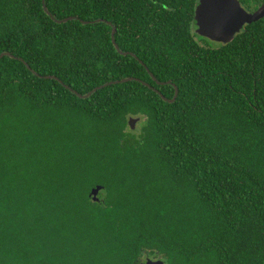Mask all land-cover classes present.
Wrapping results in <instances>:
<instances>
[{"label":"trees","instance_id":"trees-1","mask_svg":"<svg viewBox=\"0 0 264 264\" xmlns=\"http://www.w3.org/2000/svg\"><path fill=\"white\" fill-rule=\"evenodd\" d=\"M196 1L0 0V264H264V17Z\"/></svg>","mask_w":264,"mask_h":264},{"label":"water","instance_id":"water-1","mask_svg":"<svg viewBox=\"0 0 264 264\" xmlns=\"http://www.w3.org/2000/svg\"><path fill=\"white\" fill-rule=\"evenodd\" d=\"M43 8L46 12H48L45 4H43ZM262 17H264V2L252 12H248L241 6L239 0H197L194 8L192 29L199 36L205 37L212 41L227 43L233 39L234 35L237 34L243 28V26L257 21ZM68 18L71 19V17ZM65 20L66 18L62 19V21ZM114 32L115 27L113 26L111 30V40L118 50L117 44L115 43L113 37ZM3 55L10 54L8 52H1L0 57H2ZM51 77L54 78L53 76ZM124 80L126 79L117 80L115 82ZM75 93L79 97H82L81 94L77 92ZM89 94L90 92L85 94L84 96H87ZM176 95L177 87H174L173 97L168 101H173ZM161 97L163 99H166L162 95ZM138 120V117H128L127 122L131 130L135 128ZM101 189L102 186L98 184L90 188L88 195L92 201L97 202L99 200L98 194ZM141 264H164V261L160 258H146L141 262Z\"/></svg>","mask_w":264,"mask_h":264},{"label":"flooded vegetation","instance_id":"flooded-vegetation-1","mask_svg":"<svg viewBox=\"0 0 264 264\" xmlns=\"http://www.w3.org/2000/svg\"><path fill=\"white\" fill-rule=\"evenodd\" d=\"M240 2V1H239ZM241 4V3H240ZM262 4V3H261ZM241 6H242V4H241ZM243 7V6H242ZM244 8V7H243ZM257 8V7H256ZM255 8V9H256ZM244 9H246L248 12H252L253 10H255V9H252V10H248L247 8H244ZM98 197H99V194H98Z\"/></svg>","mask_w":264,"mask_h":264},{"label":"rangeland","instance_id":"rangeland-1","mask_svg":"<svg viewBox=\"0 0 264 264\" xmlns=\"http://www.w3.org/2000/svg\"><path fill=\"white\" fill-rule=\"evenodd\" d=\"M136 127H135V129L137 128V123H136V125H135Z\"/></svg>","mask_w":264,"mask_h":264}]
</instances>
